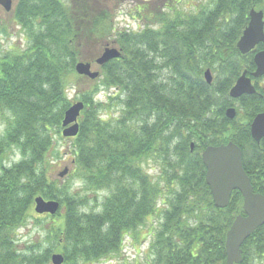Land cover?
<instances>
[{"label":"trees","instance_id":"16d2710c","mask_svg":"<svg viewBox=\"0 0 264 264\" xmlns=\"http://www.w3.org/2000/svg\"><path fill=\"white\" fill-rule=\"evenodd\" d=\"M102 5L17 0L11 13L27 45L0 56V264H49L59 241L66 244L64 262L121 255L124 237L150 216L158 225L142 264H225V235L243 214L242 196L233 191L227 207L214 205L201 153L228 141L251 149H242L243 169L254 192L264 195V138L256 144L246 124L264 112V99L243 97L245 120L223 114L235 79L254 68L252 53L241 55L236 42L250 10L264 14V0H197L173 16L147 6L135 12L142 19L137 31L114 30ZM6 29L0 18V33ZM109 39L120 57L99 66L97 78L78 75L79 60L97 57L90 45L104 47ZM206 69L216 73L210 83ZM109 89L107 100L97 98ZM69 90L77 92L73 99ZM77 101L84 104L79 131L64 138V112ZM116 105L118 116L102 115ZM62 139L85 188L107 192L99 212L78 213L68 187L50 178ZM14 152L18 159L5 164ZM149 157L159 161L156 180L140 168ZM37 196L65 210L50 228L53 245L41 248L33 240L20 248L15 237L34 216ZM241 250L240 264H264V225Z\"/></svg>","mask_w":264,"mask_h":264},{"label":"water","instance_id":"95a60500","mask_svg":"<svg viewBox=\"0 0 264 264\" xmlns=\"http://www.w3.org/2000/svg\"><path fill=\"white\" fill-rule=\"evenodd\" d=\"M0 6L5 11H9L11 0H0ZM248 17V24L236 43V48L242 55L253 50L259 42L264 41L263 12L251 9ZM120 55L121 52L118 48L107 44L100 55L94 59V64L102 66L111 59L119 58ZM254 63L256 69L252 75L258 77L264 73V49L254 55ZM91 67V62L79 60L75 64L74 70L78 75L90 79L97 78L99 71H93ZM204 78L207 83L212 80L208 69L204 72ZM254 92L250 79L243 73L231 87L229 95L232 98H237L242 94H253ZM83 107L84 104L77 101L64 112L61 122L62 137L70 138L77 135L79 131L78 118ZM226 116L232 119L234 110L228 109ZM250 133L256 143L264 137V113H259L253 118ZM190 147L192 150L193 143L190 144ZM201 160L205 167V181L216 207H227L233 191H238L242 196L243 214L236 215L225 235V264H240L242 262L241 245L255 230L264 225V195L254 192L250 178L243 169L241 150L235 143L207 146L201 153ZM65 174L66 169L59 173V177H63ZM59 207L60 204L56 200H46L41 196L34 198L33 210L37 214L54 215L58 212ZM50 261L51 264H62L64 256L60 253H53Z\"/></svg>","mask_w":264,"mask_h":264},{"label":"rangeland","instance_id":"374dc122","mask_svg":"<svg viewBox=\"0 0 264 264\" xmlns=\"http://www.w3.org/2000/svg\"><path fill=\"white\" fill-rule=\"evenodd\" d=\"M63 1V2H62ZM147 1V0H143ZM187 1H190L191 3L196 2L197 0H181L176 6H174L175 2L173 0L168 1L169 7L172 8V11H164L168 16H173L172 13L175 12L174 9H176V12H183L185 7L187 6ZM17 0H13V7L12 11L16 5ZM61 3H63L66 7H70L69 0H60ZM104 2V0H103ZM138 0H106L105 5H102L104 7V10L109 11L112 14V23L114 30H120V29H130V31H137V25H140V29L142 28V19L139 18L138 14L135 13L137 9ZM135 6V7H134ZM148 5H141L140 9H145ZM151 10L157 11L159 9L158 6L156 7H150ZM158 7V8H157ZM175 7V8H174ZM0 18L7 21V29L6 33H0V56L3 55V53H6L8 51L12 50H22L26 47L27 41L25 40L23 33L19 30V27L15 25L14 21H12L11 13L10 11L6 12L1 6H0ZM157 8V9H156ZM121 9L124 10V12L118 13L117 11ZM129 12L131 13H128ZM192 10L191 8H188L187 11ZM134 13V14H133ZM144 20V19H143ZM158 25L155 26L157 28ZM112 39L108 40L109 46H113L116 48H119L116 44L111 42ZM97 51H96V50ZM104 47H99L97 43H94L90 45V47L87 49L88 52H96L97 54L95 56H99L100 53L103 51ZM95 54V53H94ZM96 58V57H95ZM94 58V59H95ZM94 60L90 61L93 62ZM92 70L93 71H99V67H97L95 64H92ZM210 75L214 79L216 77V73H212L210 70ZM77 92L73 90L68 91V97L70 99H73L75 97V94ZM111 93V89L100 92V94L97 96L99 100H107L106 95ZM227 101V107L230 102H228L229 97L225 98ZM119 107L116 105L115 107H110L104 114H102L104 117L107 114H113L114 116L119 115ZM245 114L246 110L245 108H242L239 112V115L237 116V120L242 121L245 120ZM5 122L0 118V135L2 133V130L4 128ZM235 132V129H233ZM56 149L60 152L59 154H53L54 158L51 161V167L50 170V178L54 179L59 182V186H67L68 187V193L73 194L75 198L76 204V211L78 213H96L101 210V204L104 200V196L106 195V191L104 190H90L85 188L83 185V182L81 180V177L79 176V172H77L75 164L73 162V159L71 155L63 153L64 149L67 147L70 148V143L65 140H57L56 141ZM244 154H252V150H247L246 147L243 145ZM17 153L14 152L12 154H9L8 159L4 162L5 164L9 165L11 161H16ZM140 168L143 169L146 173H148L150 176H152L156 180V176L159 173V161L156 159L149 157L147 161H141L140 162ZM66 169V174L63 177H59V173ZM64 205L61 203L59 207V211L61 214L64 213ZM59 213V214H60ZM47 216L46 214H37L34 213V216H30L29 219L26 221L25 227H22L17 232V237H15L16 245L20 246V248H23L25 245H30V243H33V240L37 241V245H39L41 248L53 245L54 241L49 239L50 237V228L53 224H60L61 218L59 215ZM37 215V216H36ZM158 219L156 216H150L147 217L144 225L138 227L135 231L134 235H131L130 233L127 234L124 237L123 240V246L120 251L121 255H114L110 258H100L98 261L92 263V264H142L146 261V252L150 241V235L152 233L153 228L157 227ZM130 231V230H129ZM66 246L65 241H59L57 243L56 248L53 249V253H60L64 256V252H62L61 249H64ZM51 264V261L50 263ZM62 264H73L70 262H64ZM75 264H85L81 259L76 260ZM87 264V263H86ZM89 264V263H88Z\"/></svg>","mask_w":264,"mask_h":264},{"label":"flooded vegetation","instance_id":"af4514ba","mask_svg":"<svg viewBox=\"0 0 264 264\" xmlns=\"http://www.w3.org/2000/svg\"><path fill=\"white\" fill-rule=\"evenodd\" d=\"M121 1H124V0H121ZM168 1L169 0H147V1H143V0H138V3H137V8H141V5H150V7H156V6H158L159 7V9H160V11H162V12H164V11H169V12H171L172 11V8L171 7H169V5H168ZM174 2H175V4H174V6H176L181 0H173ZM63 2V1H62ZM69 5L70 6H72L73 5V0H69ZM105 3H106V0H104V5H105ZM194 5H195V2L194 3H191L190 1H187V6L185 7V10H187L188 8H191V9H193V7H194ZM12 7H13V0H11V9H12ZM135 7V6H134ZM157 7V8H158ZM175 8V7H174ZM10 9V12H12V10ZM138 9V10H139ZM106 10V9H105ZM104 10V11H105ZM175 11H176V9H174ZM118 13H121V12H124V10H121V9H119L118 11H117ZM128 13H130L129 12V10H128ZM131 14V13H130ZM249 19V18H248ZM249 21V20H248ZM263 21H264V15H263ZM248 24V23H247ZM247 26V25H246ZM137 28L138 29H140V25L138 24L137 25ZM243 31V30H242ZM263 32H264V27H263ZM241 34H242V32H241ZM241 34H240V36H241ZM240 36H239V38H240ZM239 38H238V40H239ZM237 40V41H238ZM237 43V42H236ZM107 44V43H106ZM264 49V41L263 42H259L256 46H255V48L253 49V50H251V51H249L248 53H252V62H253V65H254V68L251 70V71H247L246 69H244V70H242V72L239 74V76L240 75H242L243 73H245V76L246 77H248L249 79H250V82H251V85L253 86V88H254V93L253 94H242L240 97H237V98H232V97H230V95H229V91H230V89H231V87L235 84V82H236V80L238 79V77L235 79V81L233 82V84H232V86L229 88V90H228V97L230 98V99H228V102H230L231 101V103H229V105L227 106V107H224V110H223V114H224V117L226 118V119H229L227 116H226V111L228 110V109H233L234 110V116H233V118L232 119H235V118H237V116L239 115V112L241 111V109L243 108V102H242V99H243V97H248L249 95H254V94H256V98L258 99V100H263L264 99V73L262 74V75H260V76H258V77H254L253 75H252V73L255 71V69H256V65H255V63H254V55L258 52V51H261V50H263ZM248 53H246V54H248ZM241 54V53H240ZM242 55V54H241ZM228 104V103H227ZM259 113H264V112H258L257 114H259ZM257 114H255L254 116H253V118L257 115ZM253 118L250 120V122L247 120V125H248V130H249V133H250V125H251V123H252V120H253ZM243 123V122H242ZM250 136H251V133H250ZM264 138V137H263ZM263 138H261L260 139V141L258 142V143H256L253 139H252V137H251V139L256 143V144H259L260 142H261V140L263 139ZM228 142H232V143H234L233 141H228ZM228 142H226V143H222V144H219V145H224V144H227ZM236 144V143H235ZM219 145H217V146H219ZM239 148H240V150H241V153L243 154V152H242V149H243V145H241V144H236Z\"/></svg>","mask_w":264,"mask_h":264}]
</instances>
